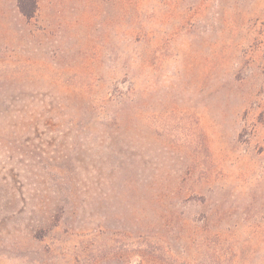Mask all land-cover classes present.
<instances>
[{
	"label": "rangeland",
	"instance_id": "374dc122",
	"mask_svg": "<svg viewBox=\"0 0 264 264\" xmlns=\"http://www.w3.org/2000/svg\"><path fill=\"white\" fill-rule=\"evenodd\" d=\"M0 0V264H264V0Z\"/></svg>",
	"mask_w": 264,
	"mask_h": 264
},
{
	"label": "trees",
	"instance_id": "16d2710c",
	"mask_svg": "<svg viewBox=\"0 0 264 264\" xmlns=\"http://www.w3.org/2000/svg\"><path fill=\"white\" fill-rule=\"evenodd\" d=\"M18 6L20 12L28 19L34 18L39 9L38 0H18Z\"/></svg>",
	"mask_w": 264,
	"mask_h": 264
}]
</instances>
